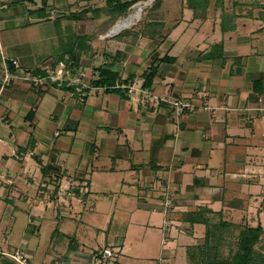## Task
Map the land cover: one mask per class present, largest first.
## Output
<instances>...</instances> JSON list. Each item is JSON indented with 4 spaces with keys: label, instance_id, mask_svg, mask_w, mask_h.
Instances as JSON below:
<instances>
[{
    "label": "crops",
    "instance_id": "crops-1",
    "mask_svg": "<svg viewBox=\"0 0 264 264\" xmlns=\"http://www.w3.org/2000/svg\"><path fill=\"white\" fill-rule=\"evenodd\" d=\"M130 1L0 0V233L26 210L29 254L45 231L49 261L59 241L66 264H97V230L171 264L206 234L186 219L202 207L264 229V0ZM61 63L62 83L23 78ZM113 73L151 99L95 84ZM175 99L191 109L177 115Z\"/></svg>",
    "mask_w": 264,
    "mask_h": 264
},
{
    "label": "rangeland",
    "instance_id": "rangeland-1",
    "mask_svg": "<svg viewBox=\"0 0 264 264\" xmlns=\"http://www.w3.org/2000/svg\"><path fill=\"white\" fill-rule=\"evenodd\" d=\"M108 1L110 0H106V3L108 4ZM115 0H112V2ZM125 1H130V0H125ZM60 13L55 14L54 16H57ZM129 14V13H126ZM59 16V15H58ZM3 210L4 207L0 208V217L3 214ZM28 219H29V215L28 212L26 210H21L18 214H17V225L14 228L13 231V237L12 239H8L5 231H7V229L5 230H1L0 233V264H43V260L46 259V264H51V262H53L54 260V264H66L67 260L66 258H69L68 255L66 254V248L65 246H63L62 243H60L58 241V239H62L64 241V243H71L70 238L68 239L67 237L64 239L62 235H59L60 237H55L54 241H58V244L56 246V249L54 250L53 254V260L49 259L51 258V254L48 252H52V246H51V238H50V233L49 232H45L42 231L40 234L38 235L36 234V236H34V238L36 239V241H39V250H37L38 252L34 255V254H29V252L26 250L25 247L20 246L21 244V239L23 237V233L24 230L28 227ZM218 217H213L212 222H218ZM12 226V225H11ZM79 227V229H81V231L84 233L83 231V227L82 226H77ZM8 228H10V225H8ZM92 232V231H91ZM239 229H232L231 231H228L227 235V240L225 245L221 248V252H220V256L219 259L223 260V259H230L231 257H233L234 252L237 251V235H238ZM106 236V232L104 233H99V231L97 230H93V232L89 235V237L86 240V244L88 245V248L86 249V252L88 254H91V256L95 253V250L100 251L99 255L96 256L97 258V264H158L154 258L158 259L160 257L161 253H158V255L156 254L154 256V258H146V257H140L137 256L136 258H133V255H131L129 252V254H125L124 256V250L122 248V246H112V245H108L107 247H110L111 249H115V252L117 253V256L113 259L109 258V260L107 259H102L101 258V254L104 250V248L106 247V245H103L106 240L103 239V237ZM263 239H260V241L256 244V248H257V253L254 256L258 262L260 253L264 254V234L262 235ZM58 238V239H56ZM5 239V240H4ZM7 239V240H6ZM206 242V237L205 235L201 236L198 240L195 237L194 239H190V243L193 245L190 246H195V245H203ZM20 251V253L24 256L25 261H19V260H15L12 255L16 252V251ZM188 253V252H187ZM127 255V256H126ZM31 256V257H30ZM94 256V255H93ZM188 256L186 255V252L183 253V255L176 257L174 260L171 259V264H194L192 262L189 261V259H187ZM214 256H210L208 257V261L206 264H214ZM27 260V261H26ZM187 260V261H186ZM92 264L93 260H92Z\"/></svg>",
    "mask_w": 264,
    "mask_h": 264
},
{
    "label": "trees",
    "instance_id": "trees-1",
    "mask_svg": "<svg viewBox=\"0 0 264 264\" xmlns=\"http://www.w3.org/2000/svg\"><path fill=\"white\" fill-rule=\"evenodd\" d=\"M136 1H122L112 0L103 9H113L117 13H125L134 5ZM112 10V11H113ZM151 75L147 76L144 85L148 86L150 83ZM116 82V74H109L105 78H101L95 82L96 85H109L113 86ZM148 84V85H147ZM212 209L202 207L194 212H188L186 219L192 224L202 223L206 226V242L203 245H195L188 247V259L194 264H206L208 257L214 256V264H264V254L260 253L257 259L254 257L257 253L256 244L260 241L264 234V229L261 225L256 227L243 226L225 220L212 222L209 214ZM239 229L237 235V251L234 252L233 257L230 259L220 260L221 248L225 245L227 240V233L232 229ZM258 254V253H257Z\"/></svg>",
    "mask_w": 264,
    "mask_h": 264
},
{
    "label": "built area",
    "instance_id": "built-area-1",
    "mask_svg": "<svg viewBox=\"0 0 264 264\" xmlns=\"http://www.w3.org/2000/svg\"><path fill=\"white\" fill-rule=\"evenodd\" d=\"M52 14L54 15V11H52ZM54 17V16H51ZM13 64L18 66V61L14 60ZM63 66L57 70L53 71L51 69H48V74L47 75H41L37 73H26L24 75V79L31 81L36 87H42L43 85L47 84L48 82H58L62 83L64 81L63 78V72L65 65L61 63ZM16 74L10 71L9 68L5 69V75L3 77V84L9 83L12 78L15 77ZM116 88H121L126 90L130 95L134 96L135 94H138L140 97V100L145 103L148 99L150 100V94L143 89V84L138 85V81H134L132 83H117L115 85ZM204 95L207 94L206 91L202 92ZM83 99V97H82ZM164 101H168V99H164ZM172 107L174 108L175 112L177 115H183L185 112L191 109V103L182 99H175L170 102ZM170 205L166 208V210L169 208ZM116 249V248H115ZM115 249H111L110 247H105L102 254L101 258L102 259H107L109 258L113 259L117 256V253L115 252ZM12 257L15 260L19 261H25L24 256L20 253V251H16ZM27 261V260H26Z\"/></svg>",
    "mask_w": 264,
    "mask_h": 264
}]
</instances>
